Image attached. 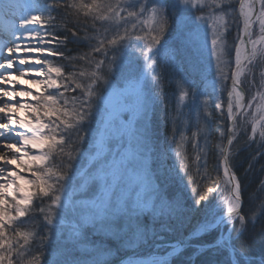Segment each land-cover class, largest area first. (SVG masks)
Masks as SVG:
<instances>
[{
    "label": "snow or ice",
    "instance_id": "1",
    "mask_svg": "<svg viewBox=\"0 0 264 264\" xmlns=\"http://www.w3.org/2000/svg\"><path fill=\"white\" fill-rule=\"evenodd\" d=\"M0 10L18 13L0 34V264H183L193 245L195 264H251L264 199L245 207L234 157L264 158V0ZM209 32L201 66L184 53ZM192 219L163 254L122 259Z\"/></svg>",
    "mask_w": 264,
    "mask_h": 264
},
{
    "label": "trees",
    "instance_id": "2",
    "mask_svg": "<svg viewBox=\"0 0 264 264\" xmlns=\"http://www.w3.org/2000/svg\"><path fill=\"white\" fill-rule=\"evenodd\" d=\"M70 47H73L70 45ZM219 121H216V124H218ZM219 132L218 130H213L211 134V140L213 144H216L219 141ZM243 146V145H242ZM238 152H235V168L237 175L242 178V185L244 187V196H245V207H248V196L250 194V191L253 192L256 196H258V199L256 200L258 203L261 199H264V193H260L259 191H256L258 184L262 179H264V170L261 169V165H264V158H259L256 161L253 162V167L251 170H248V164L249 161L252 158V155L254 154V150L256 149V145L253 144L251 147L246 146V148H242ZM215 151H213L212 155L215 156ZM214 162V161H213ZM247 188V189H246ZM256 202V204H258ZM262 222H264V218H262ZM196 221L195 219H192L190 223H185L181 227V233L186 234L191 230V228L195 225ZM260 228L261 223L258 222L255 225L254 234L251 239H247V257H250L251 264H261V261L264 260V236L260 235ZM210 241V235H206L201 237V242H209ZM158 249L163 250L162 247H159ZM195 245H193L192 249H189L186 251L185 255L180 257V261L183 262V264H189L190 258L192 264H195ZM51 259V257H49ZM212 259L216 262V264H227V254L220 252L214 254Z\"/></svg>",
    "mask_w": 264,
    "mask_h": 264
},
{
    "label": "rangeland",
    "instance_id": "3",
    "mask_svg": "<svg viewBox=\"0 0 264 264\" xmlns=\"http://www.w3.org/2000/svg\"><path fill=\"white\" fill-rule=\"evenodd\" d=\"M19 2L20 3H27V2H29V0H19ZM0 15H1V12H0ZM16 18L18 19V13L17 14H13L11 12L9 13V19H10L11 24L8 22L9 24L7 25V28L10 27L12 24L16 23L15 22L16 21L15 20ZM257 31H258V29H257ZM233 35H235V30L234 29H233ZM210 41H211V34L209 32V45H208V47L203 48V49H201L199 51L188 50L187 52L184 53V55L187 58L191 59L194 63H196L198 65H201V66H207L209 64V62H212L214 64L215 57L211 53V44H210ZM257 71H259V68L257 69ZM242 145H243V143L241 144V146ZM242 148H246V146L243 145ZM250 194L253 195V201L256 204V202H257L256 200L258 199V196H256L251 191H250ZM248 199H249V196H248ZM180 233H181V228H180L179 232L171 231V232L162 233V235L164 236V238L165 237H182V236L185 235V233L182 234V235H180ZM158 248L159 247H157V246H154L152 248H147V249H144V251H142L140 253H137V254H134L131 257L133 259H140V258H147L150 254H153V253L163 254V250L158 249ZM125 251H129V250H125ZM247 259L249 261L251 260L249 257H247ZM255 263H253V264H255Z\"/></svg>",
    "mask_w": 264,
    "mask_h": 264
},
{
    "label": "water",
    "instance_id": "4",
    "mask_svg": "<svg viewBox=\"0 0 264 264\" xmlns=\"http://www.w3.org/2000/svg\"><path fill=\"white\" fill-rule=\"evenodd\" d=\"M189 233L190 232H188L185 236H187ZM183 237L165 238V239L156 241V243H151L149 245H146V246H144L141 249L127 251L126 254L122 256V259L125 260L126 258H128L131 255H133L134 253L140 252V251L144 250L145 248H148V247H151V246H154V245H157V244L165 245V244L174 243L177 238H183Z\"/></svg>",
    "mask_w": 264,
    "mask_h": 264
},
{
    "label": "bare ground",
    "instance_id": "5",
    "mask_svg": "<svg viewBox=\"0 0 264 264\" xmlns=\"http://www.w3.org/2000/svg\"><path fill=\"white\" fill-rule=\"evenodd\" d=\"M6 13L8 14L9 12H6ZM7 14H6V16H7ZM15 20H16L15 22L17 23L18 22V19L16 18Z\"/></svg>",
    "mask_w": 264,
    "mask_h": 264
}]
</instances>
